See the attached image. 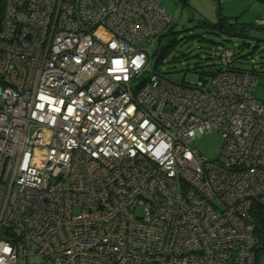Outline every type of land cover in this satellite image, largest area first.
Here are the masks:
<instances>
[{
  "label": "built area",
  "instance_id": "built-area-1",
  "mask_svg": "<svg viewBox=\"0 0 264 264\" xmlns=\"http://www.w3.org/2000/svg\"><path fill=\"white\" fill-rule=\"evenodd\" d=\"M171 27L161 0H0V264H256L257 77L219 43L171 79Z\"/></svg>",
  "mask_w": 264,
  "mask_h": 264
},
{
  "label": "rangeland",
  "instance_id": "rangeland-1",
  "mask_svg": "<svg viewBox=\"0 0 264 264\" xmlns=\"http://www.w3.org/2000/svg\"><path fill=\"white\" fill-rule=\"evenodd\" d=\"M161 2L170 15L173 32L163 36L153 47L157 50L158 45H169L158 63H153L158 71L176 81H193L215 62L211 55L217 43L222 42L239 51L240 57L235 63L238 68L255 70L254 96L264 104V28L250 27L245 36L218 35L214 25L221 17H229L222 15L221 4L218 6L215 0ZM221 142L219 132L209 131L192 139L190 146L204 157L216 159L220 157Z\"/></svg>",
  "mask_w": 264,
  "mask_h": 264
},
{
  "label": "trees",
  "instance_id": "trees-1",
  "mask_svg": "<svg viewBox=\"0 0 264 264\" xmlns=\"http://www.w3.org/2000/svg\"><path fill=\"white\" fill-rule=\"evenodd\" d=\"M187 1V0H186ZM217 5L220 6L221 0H215ZM264 1V0H261ZM220 8V7H219ZM221 9V8H220ZM220 14V13H219ZM221 15V14H220ZM217 34H224L227 36H245V33L250 27H254L253 24L243 25L237 21L236 17H229V19L221 17L218 22L214 25ZM262 27V26H261ZM173 32L172 27L169 29L167 34H171ZM216 43V42H215ZM219 44V43H217ZM220 44H223L222 42ZM169 48V45L165 46L164 51L157 55L154 63H158V61L163 57L164 53ZM239 51L236 50V54L238 55ZM240 56L238 55V58ZM214 65V64H213ZM213 65H208V69H203L200 74L204 72H212ZM156 66V65H154ZM215 66V65H214ZM253 74L256 75L255 70H250ZM251 214L253 216V220L255 223V235L258 242L257 249L255 251V261L257 264V260L261 252H264V207L261 205L255 204L251 209Z\"/></svg>",
  "mask_w": 264,
  "mask_h": 264
},
{
  "label": "crops",
  "instance_id": "crops-1",
  "mask_svg": "<svg viewBox=\"0 0 264 264\" xmlns=\"http://www.w3.org/2000/svg\"><path fill=\"white\" fill-rule=\"evenodd\" d=\"M220 4L222 15L236 17L243 25L252 24L264 16V1L261 0H221ZM257 264H264V252L260 253Z\"/></svg>",
  "mask_w": 264,
  "mask_h": 264
},
{
  "label": "water",
  "instance_id": "water-1",
  "mask_svg": "<svg viewBox=\"0 0 264 264\" xmlns=\"http://www.w3.org/2000/svg\"><path fill=\"white\" fill-rule=\"evenodd\" d=\"M219 20V19H218ZM164 49H165V46H160L159 47V50H158V52H157V55H160L163 51H164Z\"/></svg>",
  "mask_w": 264,
  "mask_h": 264
}]
</instances>
